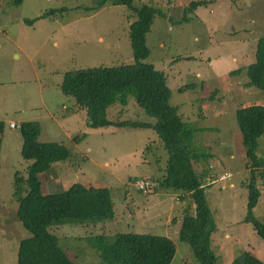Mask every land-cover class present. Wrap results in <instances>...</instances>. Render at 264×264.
<instances>
[{
    "label": "rangeland",
    "instance_id": "rangeland-1",
    "mask_svg": "<svg viewBox=\"0 0 264 264\" xmlns=\"http://www.w3.org/2000/svg\"><path fill=\"white\" fill-rule=\"evenodd\" d=\"M101 0H0V120L4 122L0 153V264H16L20 239L29 235L16 216L15 174L26 178L31 161L21 157L22 121H37L38 141L54 142L70 157L39 175L41 192L55 193L75 183L107 188L111 217L90 223H52L48 231L75 264H108L89 236L118 232L166 234L174 242L170 264H198L186 242L178 238L182 213L192 211L182 192L155 189L143 194L135 179L161 175L167 153L151 129L108 125L92 128L85 110L62 94L64 72L132 61L128 27L134 13ZM197 3L194 7L192 3ZM159 10L145 35L149 54L143 61L164 72L170 104L193 126L205 174L206 198L216 225L211 247L215 264H231L241 251L264 262V240L243 222L249 168L235 110L264 102V92L248 86L245 68L256 61L258 38H264V0H134ZM63 8V12L40 17ZM23 19H34L30 24ZM188 70V74L186 71ZM237 71L236 74H230ZM191 89L178 90L187 84ZM77 107V108H76ZM77 109V110H76ZM76 111V112H75ZM107 117L153 121L127 97L112 105ZM13 122L15 127H9ZM71 135V136H70ZM257 155L264 157V134ZM146 179V178H144ZM153 179V178H150ZM159 182V181H158ZM260 197L255 216L264 223V180L257 178Z\"/></svg>",
    "mask_w": 264,
    "mask_h": 264
},
{
    "label": "trees",
    "instance_id": "trees-1",
    "mask_svg": "<svg viewBox=\"0 0 264 264\" xmlns=\"http://www.w3.org/2000/svg\"><path fill=\"white\" fill-rule=\"evenodd\" d=\"M22 0H12L18 5ZM134 0H101L94 9L105 3L123 5L134 13L128 27L132 61L128 64L98 66L64 72L60 84L62 94L75 99L77 107L86 111L88 124L92 128L114 125L117 127H143L151 129L160 146L167 153L165 174L158 185L165 190L188 195L193 204L192 211H184L178 226L179 240L186 242L198 264H215L217 255L211 247L216 225L206 198L205 174L209 166L197 171V162H207L211 154L195 149L192 137L198 130L170 104L171 89L164 72L154 69L143 60L149 51L145 35L153 16L159 10ZM197 3H192L194 7ZM63 8L45 12L40 17L63 12ZM34 19H23L30 24ZM256 61L245 68L249 77L248 86L264 92V38H258ZM234 71L232 74H236ZM187 84L178 90L191 89ZM133 97L136 105L153 121H112L107 111L112 105H126L127 97ZM235 119L242 136L246 167V202L243 222L250 223L257 236L264 240V223L254 214L260 197L257 178L264 180V157L257 155L259 137L264 134V102L240 106L235 110ZM0 120V153L4 131ZM22 136L21 157L31 161L26 178L15 174L13 195L17 200L16 216L29 235L20 239L16 264H75L58 245L56 237L48 231L52 223H94L113 214V202L107 188L75 183L55 193L41 192L39 175L47 172L51 165L63 162L70 153L63 146L38 141L40 125L37 121H22L18 125ZM88 240L108 264H170L174 254V242L166 235L150 233L118 232L112 236L96 234ZM231 264H264L248 251H241Z\"/></svg>",
    "mask_w": 264,
    "mask_h": 264
},
{
    "label": "built area",
    "instance_id": "built-area-1",
    "mask_svg": "<svg viewBox=\"0 0 264 264\" xmlns=\"http://www.w3.org/2000/svg\"><path fill=\"white\" fill-rule=\"evenodd\" d=\"M9 127H15L14 123H9ZM131 185H133V188L143 194L148 193L151 191V189L158 185V181H155L154 179L146 178V179H135Z\"/></svg>",
    "mask_w": 264,
    "mask_h": 264
},
{
    "label": "crops",
    "instance_id": "crops-1",
    "mask_svg": "<svg viewBox=\"0 0 264 264\" xmlns=\"http://www.w3.org/2000/svg\"><path fill=\"white\" fill-rule=\"evenodd\" d=\"M186 74H188V70L186 71ZM77 108V107H76ZM77 110V109H76ZM83 111V110H82ZM76 112V111H75ZM11 123H13V122H11ZM71 136V135H70ZM156 142H158V141H156ZM166 162H167V160H166ZM165 164H163V167L161 168L162 170H160L159 168H158V170H159V172L161 173V175H152V176H149V177H144V178H153V179H156V180H159V179H162V177L164 176V174H165ZM144 178H141V179H144ZM90 224H92V223H90ZM163 235H166V234H163ZM166 236H168V235H166ZM169 237V236H168ZM97 250V249H96ZM98 251V250H97ZM96 253H99V252H96ZM99 255V254H98ZM98 260L99 261H101V262H103V260H102V258H100V256H99V258H98Z\"/></svg>",
    "mask_w": 264,
    "mask_h": 264
}]
</instances>
